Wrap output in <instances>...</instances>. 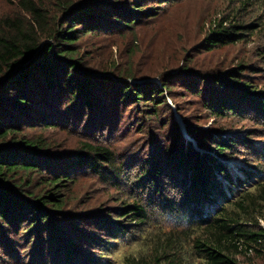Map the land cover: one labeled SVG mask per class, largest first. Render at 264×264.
<instances>
[{
  "label": "trees",
  "instance_id": "16d2710c",
  "mask_svg": "<svg viewBox=\"0 0 264 264\" xmlns=\"http://www.w3.org/2000/svg\"><path fill=\"white\" fill-rule=\"evenodd\" d=\"M176 1L7 0L15 13L0 17V231L15 227L29 244L35 234L42 240L45 231L42 236L47 240L42 241L54 242L55 215L63 216L75 184L69 170L86 167L107 179L115 171V154L99 144L81 143L72 153L74 159L55 154L57 143L45 135L59 128L52 113L56 105L66 124L75 117L83 120L88 113L91 118L100 108L117 112L131 105L151 127L163 130L168 125L165 121L173 126L171 144L167 137L153 144L152 178L164 168L178 175L184 172L185 180L171 181L172 187L180 189V223L141 234L137 251L125 255L121 264H264V181L252 183V175L244 169L240 171L246 183L233 178L222 160L235 154L238 140L220 135L223 129H214L204 138L197 124L200 116L214 119L212 128L217 121L241 119L243 107L264 115V90L244 74L246 69L199 75L188 69L190 58L183 60L179 70L154 71L150 77H158L159 83H152L134 78L133 51L125 67L118 68L117 61L112 64L113 80L106 72L93 73L86 63L88 40L132 31L158 17L162 5ZM256 1L264 19V0ZM227 24L225 18L213 23L194 49L209 53L252 34L253 26L240 21ZM125 79L141 83L129 84ZM176 79L183 82L177 84ZM179 99H187L195 110L199 107L201 115L193 120L184 117ZM172 106L192 141H185L172 119ZM221 180L228 183L227 191ZM146 216L139 205H124L118 214H106L93 226L115 239L127 230L117 220L143 224ZM69 228L61 229L62 240ZM59 245L66 251L65 258L70 257L73 241L66 239Z\"/></svg>",
  "mask_w": 264,
  "mask_h": 264
},
{
  "label": "rangeland",
  "instance_id": "374dc122",
  "mask_svg": "<svg viewBox=\"0 0 264 264\" xmlns=\"http://www.w3.org/2000/svg\"><path fill=\"white\" fill-rule=\"evenodd\" d=\"M161 7L158 17L142 22L132 31H122L121 34L118 32L119 34L109 38L88 40L85 45L89 49L86 56L89 70L95 74L106 72V76L113 80L112 64L117 61L118 68L125 67L127 55L133 51L131 63L134 78H147L144 82L159 83L158 77H150L154 71L162 73L172 69L179 70L183 60L191 58L188 69L198 71L199 75L207 74L210 70L224 73L244 67V74L250 76L249 79L254 80V83L264 90V19L260 18L263 8L259 2L177 0ZM14 13L15 8L11 3L0 0V17ZM223 18L227 20V25L240 21L247 26H253L251 36L235 45L209 53L194 49L202 42L211 25ZM188 76L178 75L182 78ZM125 81L129 84L141 83L140 80ZM175 82L179 84L183 81L176 79ZM174 89L176 91L179 87ZM164 97L168 105H171L168 95L164 94ZM185 101L187 102V99L178 100L184 117L193 120L201 115L199 107L195 110ZM172 108V119L180 125V130L182 128L185 141H192L185 131L183 119L173 106ZM134 109L131 105L120 107L117 112L114 108H100L91 118V113H88L83 120L75 117L66 124L63 120L66 117L57 105L55 106L52 113L59 122V128L55 131L48 130L45 135L57 143L55 154L58 157L65 154L68 159H74L72 153L78 150L81 143L99 144L109 147L115 154V171L107 179L99 178L86 167L71 168L69 172L75 184L69 194L66 193L68 197L63 216L55 215L54 242H43L47 240L42 236L45 231L41 232L43 241L35 234L34 242L29 244L26 242L27 237L21 235L15 227L1 230L0 264H121L125 255L137 251L141 234L158 227L174 228L180 223L177 217H181L177 210L181 200L180 189L172 187L171 181H184V172L178 175L174 170L163 168L160 176L152 178L151 175V163L155 160L153 144L165 140L166 137L171 144L173 126L165 121L168 123L165 129L153 128L146 118L138 117V112ZM240 110L245 116L240 115L241 119L234 117L227 121H217L216 128L211 126L214 119L200 116L197 122L201 131L199 134L205 138L210 131L223 129L220 135L236 138L238 145L234 148L235 154L228 160L223 159L222 163L233 178L238 176L246 183L244 173L240 171L244 169L252 175V183L262 182L264 115L247 107ZM213 135L215 137L217 134ZM194 145L196 146L195 142ZM221 181L223 190L227 191L228 183ZM249 185L247 184V187ZM124 205H139V208L145 210L147 216L143 224L128 222L126 219L117 220L118 224L124 225L127 230L115 239L107 232L100 231L101 227L93 226L97 220L103 221L106 214H118ZM67 226L70 228L65 232L66 239L73 241V250L71 256L65 258L66 251L58 247L60 243H66V239H61L60 231Z\"/></svg>",
  "mask_w": 264,
  "mask_h": 264
},
{
  "label": "water",
  "instance_id": "95a60500",
  "mask_svg": "<svg viewBox=\"0 0 264 264\" xmlns=\"http://www.w3.org/2000/svg\"><path fill=\"white\" fill-rule=\"evenodd\" d=\"M175 120L177 121V119L175 118ZM178 122V121H177ZM180 126V125H179ZM181 128V127H180ZM181 130H182V128H181ZM182 132H183V130H182Z\"/></svg>",
  "mask_w": 264,
  "mask_h": 264
},
{
  "label": "bare ground",
  "instance_id": "6f19581e",
  "mask_svg": "<svg viewBox=\"0 0 264 264\" xmlns=\"http://www.w3.org/2000/svg\"><path fill=\"white\" fill-rule=\"evenodd\" d=\"M179 118V117H178ZM179 120V119H178ZM180 121V120H179ZM228 163H232V162H228Z\"/></svg>",
  "mask_w": 264,
  "mask_h": 264
}]
</instances>
